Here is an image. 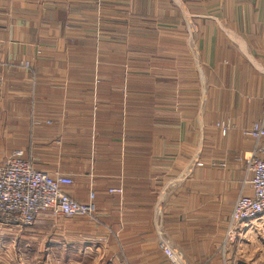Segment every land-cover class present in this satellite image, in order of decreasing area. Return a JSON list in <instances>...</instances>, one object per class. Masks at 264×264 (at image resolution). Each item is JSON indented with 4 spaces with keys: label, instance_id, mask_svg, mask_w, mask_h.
<instances>
[{
    "label": "crops",
    "instance_id": "1",
    "mask_svg": "<svg viewBox=\"0 0 264 264\" xmlns=\"http://www.w3.org/2000/svg\"><path fill=\"white\" fill-rule=\"evenodd\" d=\"M263 118L264 0H0V167L93 209L0 223V264H249L226 232Z\"/></svg>",
    "mask_w": 264,
    "mask_h": 264
},
{
    "label": "built area",
    "instance_id": "2",
    "mask_svg": "<svg viewBox=\"0 0 264 264\" xmlns=\"http://www.w3.org/2000/svg\"><path fill=\"white\" fill-rule=\"evenodd\" d=\"M217 127L224 135L230 126L221 124ZM244 134L256 143L246 165V171L252 176L248 182L250 195L241 192L232 207L226 232L228 240L234 237L237 230L250 226L264 216V143L259 144L264 140V118ZM71 185L69 177L36 172L20 159L19 154L15 155L0 167V223L24 229L30 227L42 213H49L53 217H91L93 209L90 202H74L62 190ZM109 193L122 192L111 190ZM92 198L90 195L89 200ZM158 247L168 264H183L165 242L159 241Z\"/></svg>",
    "mask_w": 264,
    "mask_h": 264
},
{
    "label": "rangeland",
    "instance_id": "3",
    "mask_svg": "<svg viewBox=\"0 0 264 264\" xmlns=\"http://www.w3.org/2000/svg\"><path fill=\"white\" fill-rule=\"evenodd\" d=\"M257 225V222H254V223H252L250 226H245V227H242L241 229H239V230H241V232L243 231V232H246L245 230H247L248 228H253V227H255ZM236 232L234 233V237L231 239V240H228L229 242H234L233 244L236 246L235 248L238 250V251H240V248H241V246L242 247H244V246H247V247H249V252H248V254H249V258H248V263L249 264H257L256 263V259H257V254L255 253L256 252V248L255 247H257V244H258V242H259V240L257 241L256 240V236L253 234V235H250L249 237H248V239H245V240H240L239 238H237L236 236ZM242 242V243H241ZM247 242V243H246ZM259 245H260V242H259Z\"/></svg>",
    "mask_w": 264,
    "mask_h": 264
}]
</instances>
